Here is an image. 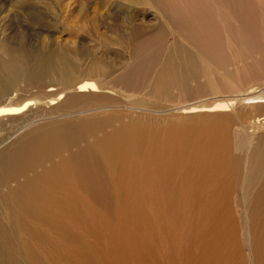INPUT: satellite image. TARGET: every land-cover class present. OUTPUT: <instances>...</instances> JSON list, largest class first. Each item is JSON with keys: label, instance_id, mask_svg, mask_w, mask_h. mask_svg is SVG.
I'll list each match as a JSON object with an SVG mask.
<instances>
[{"label": "bare ground", "instance_id": "bare-ground-1", "mask_svg": "<svg viewBox=\"0 0 264 264\" xmlns=\"http://www.w3.org/2000/svg\"><path fill=\"white\" fill-rule=\"evenodd\" d=\"M124 1L155 8L159 16L154 26H132L128 38L119 36L130 62L116 82L141 97L97 106L98 94L112 88L98 86L90 75L73 91L49 88L33 100L19 96L18 84L0 75V127L4 119L11 123L0 134V264H264L259 10L253 0H226L227 12L220 0ZM221 14L237 31L225 25L221 33L213 31L216 44L205 45L207 29L204 37H192L201 47L174 42L164 53L165 25L173 34ZM4 52L24 68L33 63L24 91L66 82L52 57ZM111 73L96 66L92 74ZM172 89L188 98L207 89L227 95L175 106L170 113L189 116L191 124L162 136L137 117L165 113L143 105L172 101ZM147 96L155 101L146 103ZM238 189L246 210L239 222L229 206Z\"/></svg>", "mask_w": 264, "mask_h": 264}, {"label": "rangeland", "instance_id": "rangeland-1", "mask_svg": "<svg viewBox=\"0 0 264 264\" xmlns=\"http://www.w3.org/2000/svg\"><path fill=\"white\" fill-rule=\"evenodd\" d=\"M220 1L223 2L220 6L222 7V11L227 12L229 7L228 1ZM253 5L259 10L256 18L258 20H264V14H262L264 10H261L264 9L262 8L264 7V0H253ZM258 5L260 6L258 7ZM223 16L224 15L221 14L219 19L217 17L218 20H205V25L198 20L193 21L194 23L190 27L179 28L175 30L173 34L171 32L173 31L171 27L165 25L169 33L167 34L168 39L166 40L164 53H167L169 46L174 42L183 44L191 50H195L196 47H201L202 42H196L192 37H204L207 29H211V35L206 37L205 45L206 42L216 44L212 40L213 31L217 30L216 32L221 33L225 25H233L236 27L237 31V24L232 20L226 23L227 17L223 18ZM157 17L159 16L155 8H146V10H142V7L131 6L124 0H0V75L2 78L9 77L14 82L13 84H18L19 89H21V91H18L19 96L27 95L33 100L36 99V95H43L49 88H55L60 92L65 88H70V91H73L80 80L92 75L94 82H96L98 86L104 85L112 88L105 89L98 94L100 97L102 96V99L99 100L100 103L98 102L97 106L106 107L111 105V102L120 104V101H133L131 100L133 99L132 97L139 98L141 97L140 94L130 91L123 92L124 88L116 82V78L121 72L120 69L130 62V55L125 49L126 45L120 41V37L123 35L125 38H128L132 26H154L157 23ZM146 27H142L144 33L150 31ZM193 28L195 31H192ZM180 31H182V33ZM189 38L190 40H187ZM125 43H128V41L125 40ZM233 46L234 45H230L229 49L234 51ZM5 48L14 51L17 49H24L32 60L52 57L55 63H57L66 74V82L63 84L46 82L42 85H35V87L24 91L23 79L33 63L28 62V66L24 68L16 59H9V55L6 56L4 52ZM209 48L212 49V46ZM262 52H264V50ZM228 53H230L232 57L234 56L230 51H228ZM7 57L10 61L7 62L6 67H3L1 63L6 61ZM96 66H100L104 72L110 70L112 73L109 76H94L92 73ZM47 79H45V81ZM54 80L56 79L53 78L52 81ZM38 86H40V88H38ZM259 86L263 87L260 83L253 85L255 88ZM247 89L248 87L244 88V90ZM67 91H69V89H67ZM170 91L174 98L172 101L168 102L165 100L161 102V105L160 103L143 105H148V107L152 106L151 110L153 111L155 108L156 112L162 110L161 112L165 111V113H157L155 115L138 114L137 117V120L144 123L146 127L151 128L152 131L155 130L162 136L170 134L172 129L175 130L179 128L180 125L191 124L188 118L189 116L170 113L175 111L173 110L175 106L182 107L195 101L208 102L212 101L213 98L216 99L220 96L227 95L225 91L207 89L192 96V98H188L183 93L178 94V91L176 92L174 89ZM175 95L177 96L174 97ZM4 98L3 95H0V100ZM149 101L154 102L155 97L147 96L146 103H149ZM156 106H158V108H156ZM133 107L140 108L139 106ZM44 111L45 110H43V112L40 111L38 115L43 117L45 114ZM250 112L252 113V111ZM259 115H264V112H260ZM10 127L11 123L4 119L3 125L0 127V134H5ZM237 185L239 186L240 184L237 182ZM238 190V192H235L234 198L230 200L229 205L233 211L234 221L237 222H239L241 215L246 211L245 208L240 205L241 191L240 189ZM238 206H241V208L236 211L235 208ZM237 238L239 242L241 241L240 243L243 246L241 231H237ZM41 256H43V254Z\"/></svg>", "mask_w": 264, "mask_h": 264}]
</instances>
